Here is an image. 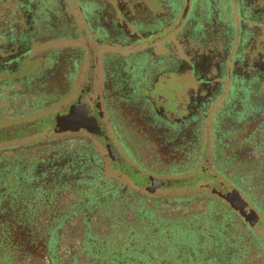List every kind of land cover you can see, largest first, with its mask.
<instances>
[{
  "label": "flooded vegetation",
  "instance_id": "obj_1",
  "mask_svg": "<svg viewBox=\"0 0 264 264\" xmlns=\"http://www.w3.org/2000/svg\"><path fill=\"white\" fill-rule=\"evenodd\" d=\"M64 1L0 0V204H8L6 187H20L23 178L29 187H110V197L129 200L150 196L128 187H197L199 180L214 182L216 176L239 189L258 186L264 156V138H258L264 130L242 137L237 127L253 120L241 118L240 97L264 83V0H188L189 14L181 12L182 0H71L82 26ZM234 5L236 27L227 11ZM81 36L110 49L102 61L108 129L97 114L98 123L82 124L87 136L28 135L40 119L29 120L34 115L85 100L93 110V87L78 90L84 47H46ZM220 104L222 109L209 114ZM212 114L216 176L204 169L187 184L201 153L208 155L203 124ZM39 135L43 138L18 144ZM108 172L132 184L113 175L107 179ZM240 193L253 203L245 190Z\"/></svg>",
  "mask_w": 264,
  "mask_h": 264
},
{
  "label": "trees",
  "instance_id": "obj_2",
  "mask_svg": "<svg viewBox=\"0 0 264 264\" xmlns=\"http://www.w3.org/2000/svg\"><path fill=\"white\" fill-rule=\"evenodd\" d=\"M250 87L240 97L241 118L256 121L249 130L254 137L264 130V106L246 104L250 95L264 101V83ZM61 111L38 119L27 134L73 126ZM257 168L259 187L242 189L264 213V156ZM28 183L23 178L20 187H6L8 204H0V264H251L259 254L264 261L256 233L218 198L149 203L110 197V187Z\"/></svg>",
  "mask_w": 264,
  "mask_h": 264
},
{
  "label": "rangeland",
  "instance_id": "obj_3",
  "mask_svg": "<svg viewBox=\"0 0 264 264\" xmlns=\"http://www.w3.org/2000/svg\"><path fill=\"white\" fill-rule=\"evenodd\" d=\"M85 1L88 2V0H83L81 1V3H84ZM64 4L68 7L71 6L73 8L72 13H74V17L75 19L78 20L80 26H82L83 25L82 21L78 17V14H79V11L77 9L78 6L73 5L75 4V1L65 0ZM180 8L182 10L181 12H184V13L186 12L189 14L192 7L188 0H182L180 2ZM228 10L231 13L230 20L233 21V24L236 27L238 24V20H237V12H236L235 5H234V9L228 7L227 11ZM60 44L61 45L65 44L68 46L73 45V46L84 47L85 58H84V63L82 65V69L80 71L81 75L79 76L78 90H81V89L85 90V89H88L90 86L91 88L93 87L94 94L92 93V95L90 96V98L92 99L91 102L93 103V110L101 117L103 126L106 129H108L107 126L110 121L108 119V115L106 114V110H105L103 100H102V90H103V81H104L103 74H102L103 73L102 61H103L104 54L107 53L110 49L108 50L106 48L96 47V45H94V43L91 42L90 39H85L82 36L80 37L79 41H75V42L66 41V42H61V43L52 42L48 44L46 47H58ZM42 49L43 47L35 48V52H39ZM157 51L162 53L164 50L161 47V48H158ZM123 54L127 55L128 52H125ZM172 82H176V80H172ZM250 94L251 92H249V95ZM72 98L73 96L69 97L67 100L64 101V103H68L69 100H71ZM247 100L248 102L246 104V107L251 106V105L256 106V107L264 106V101H262L260 97L253 99L252 96L250 95V98ZM224 101H226V98H224L221 102L224 103ZM222 106L223 105L220 104L215 110L211 109L209 111V114H211L212 111H218L222 109ZM68 107L70 106H67L66 108ZM246 107H245V110H246ZM52 110H58V107H55L49 110L48 112H53ZM47 114L45 113L37 114L32 117H29V120L37 119L38 117L41 119L45 117ZM212 118H213V114L210 115L209 118H206L203 124V135L205 136L204 142H203L204 144L203 148L205 147L207 148L208 155L204 156L203 153H201L200 165L194 172H191L190 174H188L187 180H190V181H186L187 184L188 183L193 184L191 181L196 178H197L196 180H198V176L201 175L205 171L204 169H206L205 173L208 172L209 174L216 176V171L214 170V167L212 165L213 158H214V145H215V140L211 136V133H210V130L212 127L211 125ZM255 122L256 121H253L251 124H247L245 131L242 128L237 127L238 131L241 133L242 136H245L246 132L251 130V127H254ZM69 128L64 131H61L60 133H56L54 135H51V134H47V135L49 136V138L59 137L63 135H76V134L85 135V136L88 135L85 130H69ZM41 136L43 135H39L31 139L21 140L18 144L25 145L27 142H31V141L35 142L43 138ZM206 137H208L210 140V143L208 146L206 145L207 143ZM116 147L118 148L117 145ZM120 150L121 148H119V152L121 153ZM106 153L107 151L105 152V154ZM108 173L109 174H106V177H105L107 179L108 177H110V175H113L118 179L119 182H121L124 185L129 184V183L132 184V182L129 179H127L124 175H120V173H117V172L115 173L108 172ZM158 177L160 178V176ZM216 177L217 179L214 182H204V181L199 180V182L197 183L198 184L197 187H183V188H178V189L157 188L153 190H149V189L143 190L140 187H128V188L132 190L134 193L149 195L150 197L146 198L149 203H155L158 201L160 202L162 199H163L162 201H166L169 198H182V197L193 199V200L202 199V197L204 199L206 197L218 198L224 201L230 210H234L241 218H243L242 220H244L247 223V225L250 226V228H248L249 230H252V229L254 230V233H256V238H257V241H255V243L258 244L259 243L258 240H259L260 243H263L264 245V213H262L258 209H255L254 206L250 205V203L247 202V199L244 196L241 197L240 191H237L235 187L229 186L224 180L218 178V176ZM237 195L240 196V199H238L239 196ZM246 204H248V206H246ZM249 206L251 207L250 209H249ZM257 219L260 222H258ZM252 239H253V236H252ZM247 247H250V246L248 245ZM262 251L264 253V250ZM260 258H261L260 254L258 255L256 259L252 257V260L250 261L251 264H264V261L261 260Z\"/></svg>",
  "mask_w": 264,
  "mask_h": 264
},
{
  "label": "water",
  "instance_id": "obj_4",
  "mask_svg": "<svg viewBox=\"0 0 264 264\" xmlns=\"http://www.w3.org/2000/svg\"><path fill=\"white\" fill-rule=\"evenodd\" d=\"M186 13V12H185ZM78 103L76 105H73L72 107L64 108L61 113H63V116H67V119L70 120V123L73 125L69 128V130H85L82 124H93L99 122V116L96 112L92 110L90 105L86 103ZM66 114V115H65ZM88 127V126H87ZM86 128V127H85ZM68 129V128H66ZM61 131L51 132L49 134L54 135L56 133H60ZM238 191V190H237ZM233 193V192H232ZM240 199V198H238ZM248 206V204H246ZM251 207L249 206V209ZM258 222H260L257 219Z\"/></svg>",
  "mask_w": 264,
  "mask_h": 264
}]
</instances>
